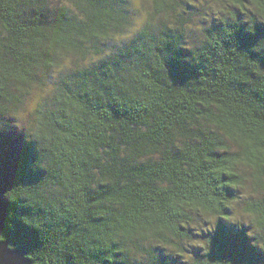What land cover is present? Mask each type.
I'll return each mask as SVG.
<instances>
[{
	"label": "trees",
	"instance_id": "trees-1",
	"mask_svg": "<svg viewBox=\"0 0 264 264\" xmlns=\"http://www.w3.org/2000/svg\"><path fill=\"white\" fill-rule=\"evenodd\" d=\"M131 3L0 0L5 240L30 221L33 264H264L226 219L264 183V0Z\"/></svg>",
	"mask_w": 264,
	"mask_h": 264
},
{
	"label": "snow or ice",
	"instance_id": "snow-or-ice-1",
	"mask_svg": "<svg viewBox=\"0 0 264 264\" xmlns=\"http://www.w3.org/2000/svg\"><path fill=\"white\" fill-rule=\"evenodd\" d=\"M79 3L82 4L84 0H46V6L53 7L56 6L58 3L60 6H64L65 4L71 5V3ZM121 3L127 4V0H120ZM143 3V0H132V3L128 5L130 8H136L138 9L139 6ZM130 19L128 20V24L126 27L128 28L127 35L124 36H117L113 37L111 39L119 41L124 40H130L135 39L137 34L142 33L144 31V25L146 23L145 19L142 18L138 11H131L128 13ZM254 38L242 35L240 37V40L242 43L249 42L253 40ZM261 39H264V36L261 37ZM107 55H112L111 52L107 53ZM102 59V57H101ZM75 67V61L65 64L63 67H60L58 69H55L54 71L50 72L49 75L55 77L58 75V73L71 71ZM175 71L180 72L181 69L177 68ZM55 82V81H53ZM42 83H48L47 80H43ZM52 95H55V90L52 91ZM49 99H51V96H49ZM39 113H43V109H39ZM0 115H2V112H0ZM37 115L38 110L35 108H29L26 110L19 118V122H27L31 121L32 123H37ZM264 139V138H262ZM224 151H233V152H239L238 149H235L232 147V145H228L224 149ZM262 152H264V149H261ZM264 158V157H262ZM241 161H237V163H240ZM262 169H264V165H262ZM235 174V173H234ZM16 179L14 175L7 174L5 172V169L2 164H0V264H4L2 256L4 253V248L8 247L12 243H15L18 247L23 246L25 243H27L29 239L28 235V229L25 227V225L29 224L30 221H25L24 224H20L17 226L15 231V236L9 237L8 245L5 244V236L6 234L3 231L4 226V217H3V209H4V197L5 195L8 196L9 199H12V194L8 192V187H11V181ZM264 179V177H262ZM6 185L8 187H6ZM239 187H243V185H240ZM252 190H249L245 198L237 201V204L233 207L237 209V211L234 212L232 217H226V219L233 220V223H248L254 231L250 232L249 235L258 236L262 239H264V183L261 184L259 189L255 188V185L251 186ZM251 197H255V200L250 199ZM228 238H223V242H227ZM232 242L237 244H243L242 237L238 235H234L231 237ZM264 247V245H262Z\"/></svg>",
	"mask_w": 264,
	"mask_h": 264
},
{
	"label": "water",
	"instance_id": "water-1",
	"mask_svg": "<svg viewBox=\"0 0 264 264\" xmlns=\"http://www.w3.org/2000/svg\"><path fill=\"white\" fill-rule=\"evenodd\" d=\"M9 240H5L8 245ZM4 264H33L32 260L27 256V252L23 249H11L10 245L4 248L2 256Z\"/></svg>",
	"mask_w": 264,
	"mask_h": 264
},
{
	"label": "rangeland",
	"instance_id": "rangeland-1",
	"mask_svg": "<svg viewBox=\"0 0 264 264\" xmlns=\"http://www.w3.org/2000/svg\"><path fill=\"white\" fill-rule=\"evenodd\" d=\"M139 15H140L141 17H143L142 13L139 14ZM123 31H124V32H122V33H117V34H115V37H117V36H124V35H127L128 28L126 27ZM126 41H127V40L117 42L116 40L112 39V40L110 41L111 47H110V49H109V52H111L112 54H114V53L116 52L115 47H117L119 44H123V43H125ZM31 107H32V105H31ZM29 108H30V107H29ZM246 190H247V192H248L249 190H252V189H251V184H248V185H247V189H246ZM242 192L244 193L243 190H242Z\"/></svg>",
	"mask_w": 264,
	"mask_h": 264
},
{
	"label": "flooded vegetation",
	"instance_id": "flooded-vegetation-1",
	"mask_svg": "<svg viewBox=\"0 0 264 264\" xmlns=\"http://www.w3.org/2000/svg\"><path fill=\"white\" fill-rule=\"evenodd\" d=\"M10 248H11V249H15V248H14V247H12L11 245H10Z\"/></svg>",
	"mask_w": 264,
	"mask_h": 264
}]
</instances>
